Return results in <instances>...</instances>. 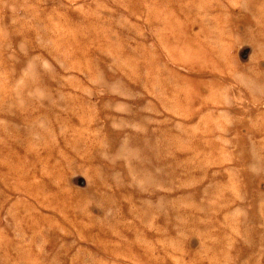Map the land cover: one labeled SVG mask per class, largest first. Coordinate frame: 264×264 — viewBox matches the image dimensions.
Segmentation results:
<instances>
[{
    "label": "rangeland",
    "instance_id": "obj_1",
    "mask_svg": "<svg viewBox=\"0 0 264 264\" xmlns=\"http://www.w3.org/2000/svg\"><path fill=\"white\" fill-rule=\"evenodd\" d=\"M0 264H264V0H0Z\"/></svg>",
    "mask_w": 264,
    "mask_h": 264
}]
</instances>
